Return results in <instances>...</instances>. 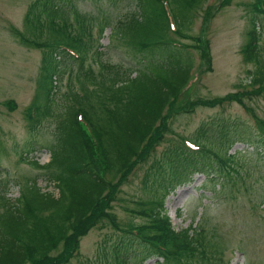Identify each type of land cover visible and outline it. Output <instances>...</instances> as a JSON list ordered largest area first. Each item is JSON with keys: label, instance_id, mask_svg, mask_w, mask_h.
Segmentation results:
<instances>
[{"label": "trees", "instance_id": "trees-1", "mask_svg": "<svg viewBox=\"0 0 264 264\" xmlns=\"http://www.w3.org/2000/svg\"><path fill=\"white\" fill-rule=\"evenodd\" d=\"M75 1L34 0L28 5L24 16L26 28L34 36L44 27L50 33L45 41L15 30L22 43L43 50L37 92L25 110V119L32 130L47 117L57 120L46 164L58 170L53 178L57 192L43 190L29 179L13 199L1 191L0 264H66L78 252L81 238L103 223L120 231L111 246L114 264H123L134 245L143 254L140 264L148 258L160 260L159 264H208L217 252L207 246L203 229L188 226L174 230L165 214L164 200L169 191L189 180L194 172L212 177L218 170L224 175H231V170L237 173L233 167L236 152L228 150L237 141H246L241 132L231 139L227 138L228 132H221L225 135L223 154L198 138H192L197 149H191L180 137L178 146L167 148L161 158H154L142 180L144 184L149 182L150 186L143 184L145 188H156L154 196L138 200L137 209L126 208L146 218L145 223L122 226L111 211L112 202L129 173L164 139L169 116L180 109L177 101L182 102L181 109L191 108L190 111L198 105L237 102L255 117L254 147L264 152V121L243 100L244 96L264 92V62L257 48L256 22L250 20L247 40L241 47L244 61L258 64L246 85L250 90L184 101L177 97L191 71L192 59L187 49L197 50L207 68L211 66L208 41L187 32L188 15L203 0H180L183 6L178 14L174 12L172 32L163 0H139L141 14L134 12L118 22L117 28L121 27L126 43L144 56V69L134 75L101 62H97L99 67L95 71L87 62L89 51L93 63L101 53L98 46L91 48V31L80 16L75 17V25L68 23L72 14L68 9L74 7ZM230 1L221 0L220 6ZM252 8L253 12L264 13V0H256ZM205 15H212L209 7ZM104 27L101 25L98 32L102 33ZM170 33L189 39L192 44L175 45L177 38ZM164 52H168L166 59L159 60L156 56ZM76 62L77 70L69 83L76 84L78 92L71 93L70 106L62 105L58 111V74ZM6 104L15 107L12 100ZM19 156L35 168L42 167L37 160L23 157V152ZM157 189L162 190L161 197L155 195Z\"/></svg>", "mask_w": 264, "mask_h": 264}, {"label": "rangeland", "instance_id": "rangeland-1", "mask_svg": "<svg viewBox=\"0 0 264 264\" xmlns=\"http://www.w3.org/2000/svg\"><path fill=\"white\" fill-rule=\"evenodd\" d=\"M32 1L0 0V193L6 192L12 199L18 196L20 186L27 179L35 181L43 190L57 192L53 178L58 170L46 165L50 157L48 146L55 140L57 120L47 117L32 130L25 119V110L37 92L43 50L22 43L15 30L26 35L30 33L24 16ZM255 1L231 0L229 4L220 6L221 0H203L199 7L191 11L187 32L193 36L201 35L208 41L211 66L207 68L197 50L187 49L192 59L190 74L193 80L178 99H211L228 92L250 90L246 85L258 64L245 62L241 53L250 20L256 22L259 31L257 48L261 50L260 60L264 62V13L253 12ZM75 2L74 7L68 9L72 11L68 23L75 25V17L80 16L91 31V48L96 45L95 39L101 38V54L97 61L93 63L90 51L87 55V62H91L95 71L99 67L97 62L111 64L123 73L130 71L132 75L144 69V56L126 43L121 27L117 28L119 21L134 12L141 14L139 0ZM163 2L175 23L174 12L178 14L183 4L180 0ZM208 7L212 15L206 17ZM101 25L105 27L99 36L97 32ZM69 28L73 30L71 26ZM170 36L176 37L171 33ZM29 37L45 41L50 33L42 27L40 32L37 31L34 36L29 34ZM178 41L192 44L189 39ZM167 54L164 52L156 57L164 60ZM77 65V62L70 63L58 74L55 93L58 111L62 110V105L70 106L73 103L71 93L78 92L77 85L69 83L70 78H74ZM8 100L15 103L14 108L8 107ZM243 100L264 121V92L257 96H244ZM176 105L180 109L169 116L164 139L155 144L146 160L129 173L112 202L111 211L122 226L146 222V218L134 215L126 208L137 209L138 200L154 196L156 188H145L144 185L149 182L142 183L144 173L154 158L162 157L165 149L179 145V136L198 138V141L223 154L225 140L222 138L225 135L221 132H228L229 139L236 132H241L246 141H237L228 150L229 153L236 152L233 167L237 173L231 170V175H224L218 170L212 177L194 172L189 180L167 193L164 207L174 228L191 226L203 229L207 246H212L217 252L208 264H264V152L254 147L255 117L237 102L198 105L193 111H190L191 108L181 109L182 102L177 101ZM20 152H23V157L37 160L42 167L35 168L28 162L20 161ZM161 193L162 190L157 189L155 195L162 196ZM119 234L120 231H115L106 223L94 226L81 238L78 252L66 264H114L111 246ZM139 249L134 245L123 264H140L143 254ZM159 263L160 260L148 258L142 264Z\"/></svg>", "mask_w": 264, "mask_h": 264}]
</instances>
